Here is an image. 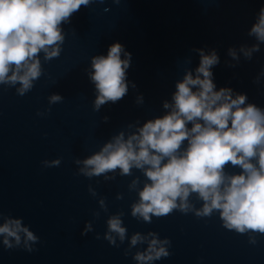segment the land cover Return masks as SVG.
I'll list each match as a JSON object with an SVG mask.
<instances>
[{
	"label": "water",
	"instance_id": "obj_1",
	"mask_svg": "<svg viewBox=\"0 0 264 264\" xmlns=\"http://www.w3.org/2000/svg\"><path fill=\"white\" fill-rule=\"evenodd\" d=\"M261 8L264 0H90L61 25L60 56L47 61L39 53L41 75L31 89L20 95L19 82L0 84V227L19 221L35 237L0 234V264H264V233L227 229L217 210L198 216L205 203L198 193L178 200L167 216L134 217L140 192L151 184L150 166L88 176L84 164L121 133L127 140L171 112L164 103L174 105L177 83L188 71L195 75L196 50L219 57L211 69L216 91L230 88L233 98L247 96L244 106L264 111V43L251 59L240 51L258 43L249 32ZM115 43L131 53L128 92L97 110L91 60ZM53 95L61 100L52 103ZM224 172L227 178L243 169L229 164ZM113 218L126 230L123 239L109 228ZM153 240L168 255L137 260Z\"/></svg>",
	"mask_w": 264,
	"mask_h": 264
},
{
	"label": "clouds",
	"instance_id": "obj_2",
	"mask_svg": "<svg viewBox=\"0 0 264 264\" xmlns=\"http://www.w3.org/2000/svg\"><path fill=\"white\" fill-rule=\"evenodd\" d=\"M89 4L90 0H0V84L19 82L20 95L31 89L32 81L41 75L39 53L43 51L47 61L58 58L65 41L61 25L71 23L72 15ZM249 35L258 43L251 48L241 47L240 51L251 59L260 50L259 44L264 43V8ZM196 51L201 60L195 75L188 71L177 83L174 105L164 103L171 112L150 120L127 140L121 133L114 143L84 161L92 169L86 175L99 176L118 168L126 175L133 166L143 169L148 165L145 175L151 184L140 192V203L133 206L134 217L139 215L151 222V215L167 216L178 207V200L186 202L195 192L205 202L198 216H209L217 210L227 229L264 233V111L253 104L244 106L247 96L237 94L233 98L230 88L216 91L211 69L219 64V57L214 50L210 55ZM122 54L126 59L121 58ZM229 55L238 58L235 49H229ZM130 63L131 53L120 43L111 45L107 56L92 58L89 75L98 92L97 110L127 94L126 70ZM60 100L59 95L51 97L52 103ZM190 123L193 126L189 130ZM185 140L189 142L186 151L177 155ZM253 160H257L258 167ZM229 164L239 166L243 173L226 178L224 170ZM188 207L187 203L180 205L181 211ZM108 224L123 239L126 230L120 226L121 221L113 218ZM20 230L35 240L31 232L20 228L19 221L0 227V234L19 240ZM140 239L139 235L133 236L132 244ZM4 243L11 247L7 239ZM157 243L151 241L149 254H138L136 259L151 261L167 256L165 249L156 250Z\"/></svg>",
	"mask_w": 264,
	"mask_h": 264
}]
</instances>
